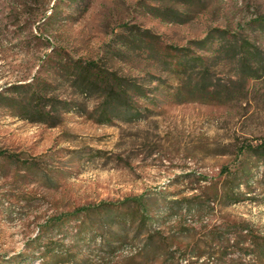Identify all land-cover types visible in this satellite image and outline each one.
I'll return each mask as SVG.
<instances>
[{"label":"rangeland","instance_id":"obj_1","mask_svg":"<svg viewBox=\"0 0 264 264\" xmlns=\"http://www.w3.org/2000/svg\"><path fill=\"white\" fill-rule=\"evenodd\" d=\"M261 19L264 0H0V94L47 82L48 105L68 103L48 124L0 106V264H44L52 238L77 264H127L139 250L156 262L132 264H264V160L250 149L264 144V77L226 101H179L174 73L126 42L148 30L173 54L225 29L264 53ZM59 56L142 86L130 91L139 114L100 120L101 99L79 93ZM237 68L221 60L208 76L224 90ZM109 220L113 240L128 237L110 251ZM81 221L92 229L75 242Z\"/></svg>","mask_w":264,"mask_h":264},{"label":"trees","instance_id":"obj_2","mask_svg":"<svg viewBox=\"0 0 264 264\" xmlns=\"http://www.w3.org/2000/svg\"><path fill=\"white\" fill-rule=\"evenodd\" d=\"M155 12L158 17L166 19L163 13ZM170 21H180L178 14L174 13ZM256 24L261 27L260 33L264 35V19L256 21ZM155 39L156 37L150 31L145 30L138 34H132V37L128 38L126 42L128 46L144 51L152 59L164 63L167 69L174 73L180 82L176 94L180 99L179 101L189 99L202 103L226 101L232 98L230 95L233 90L242 89L247 81L264 77V53H261L248 37L239 32L216 29L214 33H208L201 39L191 40L189 45L193 50L190 48H173V54L166 53L167 49L164 47L155 46L157 45ZM194 50L199 53L208 51L210 56H201ZM169 56L170 58L167 59L166 57ZM59 58L60 64H57V68L68 79H72V83L77 87L80 94L97 95L101 99L100 120L108 121L111 115L126 116L125 113L131 111L133 115L139 114L130 100V91L136 95L145 96L142 86L118 77L105 75L94 61H70L63 56H59ZM221 60L233 61L238 67L234 80H231L224 90L212 84L208 76L210 66ZM49 87L50 84L47 82L15 84L9 88V91L13 92V98L0 94V106L12 109L29 122L48 124L53 115H59V111L66 110L68 104L57 101L60 105L59 109L54 108L56 107L54 104L48 105ZM132 114L128 115V119L132 117ZM55 124L57 123L53 122L50 125L54 126ZM250 149L255 150L257 158L264 160V144H257ZM68 219L69 217L65 216L53 218L48 227L61 231L58 230V227L60 229L64 227ZM113 223V220H109L107 223L99 224V228L103 232L109 233L108 236L102 237L99 246L107 248L108 251L115 249L113 243L128 241L126 235L113 240L114 232L111 230ZM118 223L119 227L126 231L127 222ZM91 229L90 223L81 221L73 236L75 242L79 240L82 233H87ZM65 243L63 238L50 239L45 246V252L49 258L44 264H77L76 260L72 258L71 249H66ZM140 258L148 263L156 262L152 255L140 250L125 256L127 264H132L133 261ZM84 264H95V262L87 261Z\"/></svg>","mask_w":264,"mask_h":264}]
</instances>
